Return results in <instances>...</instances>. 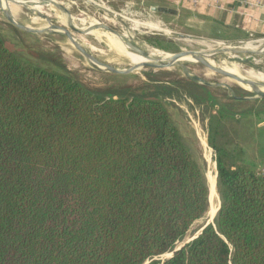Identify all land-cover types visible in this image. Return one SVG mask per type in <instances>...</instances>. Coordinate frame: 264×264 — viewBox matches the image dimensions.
I'll list each match as a JSON object with an SVG mask.
<instances>
[{
    "label": "trees",
    "instance_id": "16d2710c",
    "mask_svg": "<svg viewBox=\"0 0 264 264\" xmlns=\"http://www.w3.org/2000/svg\"><path fill=\"white\" fill-rule=\"evenodd\" d=\"M209 143L213 224L162 258L208 209L163 103L92 93L0 36V264H264V171Z\"/></svg>",
    "mask_w": 264,
    "mask_h": 264
},
{
    "label": "rangeland",
    "instance_id": "374dc122",
    "mask_svg": "<svg viewBox=\"0 0 264 264\" xmlns=\"http://www.w3.org/2000/svg\"><path fill=\"white\" fill-rule=\"evenodd\" d=\"M54 1L65 6L75 18L82 16L94 18L92 25H96L99 22L107 25L115 32L128 31L135 21L159 24L160 29L166 32L139 29L140 33H136V37H127L121 33L119 34L124 38L133 40L137 46H139V40L151 47L162 50L165 54L181 50H199L200 47L197 43L205 41L237 46L245 42H252L259 48L264 47V32L238 42L219 37L198 35L190 27L183 26L174 17L152 11L149 8L150 4H142L137 0L130 2L128 0ZM89 1H92V3ZM52 7L56 11L57 8L53 5ZM25 10L28 11V8ZM59 15L61 17L60 21H56V18L52 17L53 14L50 13L51 20L48 22L52 21L54 24L61 25L64 23L65 17L60 13ZM24 16L23 23L21 21L17 22L26 25L29 19L35 15L24 13ZM40 19L42 20V18ZM115 19L116 21H114ZM43 21L47 24L45 20ZM73 24L77 27H82L74 22ZM63 26L71 31L67 23ZM90 26L82 28L86 29ZM71 32L79 42L83 41L86 44L88 43L89 46H95L97 50L104 51L105 47L101 43L94 41L93 38L102 35H108L116 45L121 46L116 37H113L110 33L88 36L75 31ZM0 36L12 52L25 61L42 69L67 75L92 93L102 96H122L128 99L131 97H147L161 101L177 127L183 142L205 168L208 200L213 192L214 183L209 186L208 163L206 162L204 148L198 141L199 135L205 138L211 149L214 169L216 152L210 145L209 139L216 146L223 148L229 153L236 163L244 164L256 171H264V98L256 97L242 87V82L209 69L197 61L185 62L184 65L187 68V72L208 84L200 83L187 77L180 65L161 69L142 67L128 74L106 73L92 68L62 33L26 31L9 23L1 10ZM121 49L126 54L125 50ZM236 56L238 59H247V61L242 62L234 59L235 61L237 60L245 67L264 73V54L249 56L237 54ZM211 58L215 59L218 66V61L229 60L232 57H227L226 54H215ZM189 65L191 66L189 67ZM114 66L122 69L130 65L117 64ZM219 76L224 77L220 78ZM217 203L219 204V201ZM213 219L210 222H213ZM206 222L208 220L205 213L190 226L184 239L176 247L195 236ZM166 256L164 254L162 258Z\"/></svg>",
    "mask_w": 264,
    "mask_h": 264
},
{
    "label": "bare ground",
    "instance_id": "6f19581e",
    "mask_svg": "<svg viewBox=\"0 0 264 264\" xmlns=\"http://www.w3.org/2000/svg\"><path fill=\"white\" fill-rule=\"evenodd\" d=\"M52 3L58 9V11H57V9L55 11L54 8L52 7V5H48L47 7H43V5L37 0H9V2H8V0H0V10H1L3 15L11 17L15 22L21 21L23 23V19L25 18L24 13H31V14L35 15L33 17L31 16L32 18L29 19V21L26 23V25H23V24L17 22L27 29L42 30L44 32H55V30L53 29L55 24L52 21L48 22L51 20L49 14L52 13L53 14L52 17H55L56 21H60V18H61L59 15V13H60L61 15H63L65 17V19H64V17H62V19H64V23H62V25H64L66 23V20L71 21V22L73 21L75 24L82 26V27H84V26L86 27V26L91 25L90 27L83 29L82 27L75 26L72 22L73 29L77 33L86 34L88 36H90V35L95 36V35H99L101 33L112 34L113 37H116L117 41L119 42V44H121L122 47L120 45L119 46L125 50L127 55L122 51V49L118 45H116L113 42V40L108 35H102V36L93 38L94 41H96L97 43H101V45H103L105 47L104 51L97 50L95 48V46L94 47L89 46L88 43H87L88 44L87 45L83 41L79 42L77 40L79 42V47H78L77 51L79 52V54L85 59V61L92 68H101V69L110 68V67L116 68L114 65H117V64L134 65V64L141 63L142 61H147V59L145 57L138 55L133 50H143L148 54L150 59L151 58L157 59V60H160V62H162V63H167V64L169 63L170 66L163 67V68H169V67H173L176 65H180L182 68L187 70V68L184 65L185 62L186 61H193V59L188 55L183 56L182 58H179V59L173 58V57H171V54H169V53L165 54L163 51L156 49L154 47H151V46H149L145 43H142L138 40V44L140 46L139 47L135 44V42L133 40L124 38L122 36V35H124L127 37H136L137 34L140 33L139 29L164 31V30L160 29L159 24H156V23H140V22L135 21L134 25L130 29H128V31L127 30H123V31L121 30L120 32L111 33V32H109L103 28L96 26V25H92L94 18L86 17V16H82L80 18H75V16H73V14H71L65 6L56 3L54 0L52 1ZM24 8L25 9L28 8V11L25 10ZM40 18H42V20ZM116 19L114 21H116ZM43 20H45L47 24H45ZM91 30H94V31H91ZM117 31H119V30H117ZM164 32H166V31H164ZM119 33H121L122 35H120ZM166 37H167V35H166ZM195 42H197V41H195ZM210 42L205 41V42L197 43V45L200 47V49L196 50V54H201V53L202 54H212V53L216 54L220 51H230L232 49L250 50V51H256L257 50V47L252 42H245V43H242L241 45H238V46L237 45H227L226 43L224 44V43H220V42H217V43H210ZM262 54H264V51L263 52L257 51V53H254L251 55H262ZM234 59H238V57L233 56L229 60L223 59V61H218V64H219L218 66L216 64L215 59L208 58V62L211 63L212 65L216 66V67H221L225 71L233 73L237 77L241 78L243 81H251L253 84H255L257 87H259L261 90H264V73H262L260 71H255L253 68H250V67H245L243 64H241L237 60L235 61ZM238 60H240L242 62L247 61V59H238ZM195 65H196V63H195ZM190 66L191 65H189V67ZM205 67H207V66H205ZM207 68L211 69L210 67H207ZM159 69H161V68H159ZM218 73H220V72H218ZM221 77L223 78L224 76H221ZM217 78H218V76H217ZM211 79H213V78H211ZM225 83H226V81H225ZM241 86L246 88V89L249 88V86L247 84L241 83ZM198 141H200L201 145L204 148V154H205L206 162L208 163V169L207 170H208V175H209V180H210L209 186L213 185V183H214V189H213V192L211 193V196L208 200L209 203L207 205L208 209L206 212L207 220L210 222L215 217V214L217 212L216 211L217 207H218L217 198H219L218 197L219 195H217V191L215 189L214 161L212 160V157H211V155H212L211 149L208 147V144H207L205 138L203 136L199 135Z\"/></svg>",
    "mask_w": 264,
    "mask_h": 264
},
{
    "label": "crops",
    "instance_id": "0c3cea01",
    "mask_svg": "<svg viewBox=\"0 0 264 264\" xmlns=\"http://www.w3.org/2000/svg\"><path fill=\"white\" fill-rule=\"evenodd\" d=\"M111 1V0H108ZM113 1V0H112ZM115 1V0H114ZM136 1V0H128ZM152 11L170 15L196 34L242 41L264 32V0H248L256 6L224 0L221 8L200 4L190 8L185 0H137ZM234 43V42H233Z\"/></svg>",
    "mask_w": 264,
    "mask_h": 264
},
{
    "label": "water",
    "instance_id": "95a60500",
    "mask_svg": "<svg viewBox=\"0 0 264 264\" xmlns=\"http://www.w3.org/2000/svg\"><path fill=\"white\" fill-rule=\"evenodd\" d=\"M37 1H39L43 6H48V5H53L54 6V4L52 3L53 0H37ZM8 2H9V0H8ZM89 2L92 3V1H89ZM5 18H6V20L9 23H11V24H13V25H15V26H17V27H19L21 29H24L26 31H34V32L42 31V30L27 29L24 26H22L21 24L15 22L11 17L5 16ZM66 23H67L69 29H71V31H74L72 22L66 20ZM96 26H98L100 28H103V29H105V30H107V31H109L111 33L115 32L113 29H111L107 25L99 23V22L96 24ZM53 29L55 30V32L62 33L63 35H65L68 38V40L71 42V44L75 47V49L78 50L79 42L73 36L71 31H69L67 28H65L62 24L61 25L55 24ZM255 46L257 47L256 51L232 49L230 51H220V52H218L216 54H226L227 57H229V56L233 57V56H236L237 54H246L247 56H249L251 54L257 53V51H260V52L264 51V47L259 48L257 45H255ZM133 51L136 52L138 55H140L142 57H145L147 59V61H142L141 63L130 65L129 67L122 68V69H120V68H111V67L110 68H105V69H101V68H95V69L102 70V71H104L106 73H112V74H128V73H131V72H133V71H135L137 69H140L142 67L163 68V67L170 66L169 63L168 64L167 63H162V62H160V60L152 59V58L150 59L148 54L145 51H143V50H133ZM169 54H171V57L176 58V59H179V58H182L183 56H187L188 55V56H190L193 59V61H197V62L201 63L204 66L210 67L212 70H214L216 72H220L221 74H223V75H225L227 77L233 78V79H235L238 82H242L243 84H247L249 86V88L247 89L248 91L253 93L256 97L264 98V91L261 90L259 87H257L255 84H253L251 81H243L241 78L237 77L233 73L225 71L224 69H222L220 67H216V66L212 65L211 63H209L208 62V58H211L212 56H214L215 54H213V53L212 54H202V53L201 54H196V50H181V51H177V52L169 53ZM182 69H183L184 74L187 77H189L190 79H192L194 81H197V82H200V83L208 84L205 81L200 80L197 77H194V76L190 75L187 72V70H185L184 68H182ZM215 169H216V164H215ZM216 176H217V172L215 173V189H216ZM208 203H209V201H208ZM218 208H219V204H218L217 210H218ZM210 223L213 224V222H209V221L206 222L201 227L200 231H198V233H196L195 236H193L191 239H189L185 243L175 247L172 251L166 253L165 256L166 255L167 256L165 258L171 257L173 255L174 251L179 250L184 244H186L189 241H191L194 238H196L201 233V231Z\"/></svg>",
    "mask_w": 264,
    "mask_h": 264
},
{
    "label": "built area",
    "instance_id": "2783aa9c",
    "mask_svg": "<svg viewBox=\"0 0 264 264\" xmlns=\"http://www.w3.org/2000/svg\"><path fill=\"white\" fill-rule=\"evenodd\" d=\"M190 8H195L200 4H205L209 7L221 8V4L224 0H185ZM233 3H239L241 5H253L256 6V3H252L248 0H232Z\"/></svg>",
    "mask_w": 264,
    "mask_h": 264
}]
</instances>
